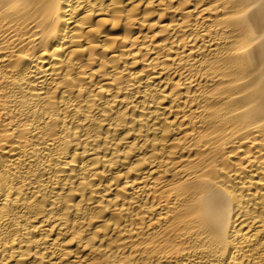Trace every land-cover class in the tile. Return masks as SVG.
I'll return each instance as SVG.
<instances>
[{
    "label": "bare ground",
    "instance_id": "bare-ground-1",
    "mask_svg": "<svg viewBox=\"0 0 264 264\" xmlns=\"http://www.w3.org/2000/svg\"><path fill=\"white\" fill-rule=\"evenodd\" d=\"M0 264H264V0H0Z\"/></svg>",
    "mask_w": 264,
    "mask_h": 264
}]
</instances>
